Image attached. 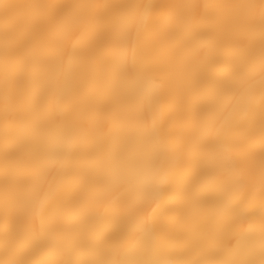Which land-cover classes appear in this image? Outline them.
I'll list each match as a JSON object with an SVG mask.
<instances>
[{"label":"snow or ice","instance_id":"snow-or-ice-1","mask_svg":"<svg viewBox=\"0 0 264 264\" xmlns=\"http://www.w3.org/2000/svg\"><path fill=\"white\" fill-rule=\"evenodd\" d=\"M27 7L4 36L0 244L10 256L0 264H52L51 251L58 264H264V0H225L204 14L197 3L128 0ZM145 14H154L150 44L133 37ZM85 73L88 87L135 93L164 117L149 129L147 161L122 147L142 127L139 108L118 107L100 136L95 109L70 115L37 102L39 84L63 81L66 99ZM18 95L28 99L20 124L39 133L27 147L11 142ZM242 185L259 191L258 205L225 195ZM126 243L136 258L119 257Z\"/></svg>","mask_w":264,"mask_h":264},{"label":"bare ground","instance_id":"bare-ground-1","mask_svg":"<svg viewBox=\"0 0 264 264\" xmlns=\"http://www.w3.org/2000/svg\"><path fill=\"white\" fill-rule=\"evenodd\" d=\"M37 2H40V0H0V81L3 80L5 67V54L3 50L5 32L7 30L9 37L14 36L24 14L29 11L27 6ZM73 2L92 4L111 2V0H73ZM128 2L138 5L153 3H197L201 5L199 13L204 14L206 11L203 7L204 5L222 3L225 0H128ZM3 5H10L11 7L5 10ZM141 12L144 13V10L141 9ZM153 15L145 14L143 20L137 18L134 22L133 37L138 36L141 43L150 44L154 38L155 27L153 24ZM19 55V53L10 54V59H18ZM87 84L88 77L86 73L82 74L79 80L68 82L66 99H62L58 91L63 86V81L58 84H39L37 86V102L54 109L63 107L70 115H77L85 110L95 109L100 120L97 129L100 136L107 135L113 130L114 121L109 114L114 112L118 107L135 106L139 108L142 127L130 130L122 142V147L134 162L147 161L155 152V144L149 129L152 126L154 118L163 120L164 117H155L154 109L149 106L148 101L135 93L129 92L128 96L117 99L103 89L97 87L90 88ZM27 103V97L23 95L15 97L11 104L13 114L8 118V124L13 129L11 142L18 143L21 147H27V142L34 136L39 135L35 130L23 127L19 122V113ZM170 103V98L163 102L165 109L170 106ZM4 110L5 101L3 96L0 95V157L3 156L5 148ZM174 128V122L170 120L166 122V129L169 132L173 131ZM2 190V174H0V218H2ZM225 195H231L237 200L244 199L250 206L258 205L260 202L259 191L252 190L248 185H242L234 192L226 193ZM253 219L258 221L259 218L256 217ZM247 227L248 225L245 223L244 228L246 229ZM232 243H236L235 239H233ZM174 244L176 247H182L183 241L177 239L174 241ZM138 255L139 249L134 248L131 243L123 244L119 249V257L121 258H136ZM9 256L10 254L6 253L3 245L0 244V261L8 259ZM44 258L51 261L52 264H58L64 257L55 251H51Z\"/></svg>","mask_w":264,"mask_h":264}]
</instances>
